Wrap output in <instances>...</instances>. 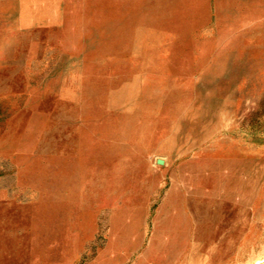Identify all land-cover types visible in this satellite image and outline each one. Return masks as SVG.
<instances>
[{
  "label": "rangeland",
  "instance_id": "1",
  "mask_svg": "<svg viewBox=\"0 0 264 264\" xmlns=\"http://www.w3.org/2000/svg\"><path fill=\"white\" fill-rule=\"evenodd\" d=\"M0 264H264V0H0Z\"/></svg>",
  "mask_w": 264,
  "mask_h": 264
},
{
  "label": "bare ground",
  "instance_id": "2",
  "mask_svg": "<svg viewBox=\"0 0 264 264\" xmlns=\"http://www.w3.org/2000/svg\"><path fill=\"white\" fill-rule=\"evenodd\" d=\"M13 70V69H12ZM8 79V78H7Z\"/></svg>",
  "mask_w": 264,
  "mask_h": 264
}]
</instances>
